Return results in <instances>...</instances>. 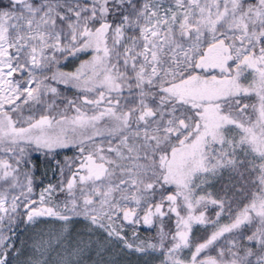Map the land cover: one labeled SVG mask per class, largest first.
Wrapping results in <instances>:
<instances>
[{"label":"snow or ice","instance_id":"obj_1","mask_svg":"<svg viewBox=\"0 0 264 264\" xmlns=\"http://www.w3.org/2000/svg\"><path fill=\"white\" fill-rule=\"evenodd\" d=\"M0 264H264V0H0Z\"/></svg>","mask_w":264,"mask_h":264},{"label":"rangeland","instance_id":"obj_2","mask_svg":"<svg viewBox=\"0 0 264 264\" xmlns=\"http://www.w3.org/2000/svg\"><path fill=\"white\" fill-rule=\"evenodd\" d=\"M74 90H68L67 94L68 95H72ZM38 163V171H37V175L42 177L44 176V174L46 173L47 178L49 179H53V171H52V167L50 164L45 163L43 157H40L37 161ZM49 227H53V225H47L45 229L49 228Z\"/></svg>","mask_w":264,"mask_h":264},{"label":"trees","instance_id":"obj_3","mask_svg":"<svg viewBox=\"0 0 264 264\" xmlns=\"http://www.w3.org/2000/svg\"><path fill=\"white\" fill-rule=\"evenodd\" d=\"M48 224L40 225V228L45 229ZM58 227V225H56ZM32 235L31 231L23 232L18 241L16 242L18 248H22L23 250H30V245L32 243Z\"/></svg>","mask_w":264,"mask_h":264}]
</instances>
